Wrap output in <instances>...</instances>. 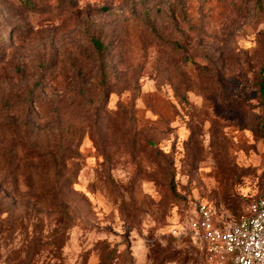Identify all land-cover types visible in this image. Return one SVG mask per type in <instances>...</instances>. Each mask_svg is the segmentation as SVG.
Segmentation results:
<instances>
[{
    "label": "rangeland",
    "instance_id": "rangeland-1",
    "mask_svg": "<svg viewBox=\"0 0 264 264\" xmlns=\"http://www.w3.org/2000/svg\"><path fill=\"white\" fill-rule=\"evenodd\" d=\"M32 1L0 0V264H215L186 218L264 197V0Z\"/></svg>",
    "mask_w": 264,
    "mask_h": 264
},
{
    "label": "built area",
    "instance_id": "built-area-1",
    "mask_svg": "<svg viewBox=\"0 0 264 264\" xmlns=\"http://www.w3.org/2000/svg\"><path fill=\"white\" fill-rule=\"evenodd\" d=\"M185 232L202 241L215 264H264V197L252 200L233 223H220L209 203L197 201Z\"/></svg>",
    "mask_w": 264,
    "mask_h": 264
},
{
    "label": "trees",
    "instance_id": "trees-1",
    "mask_svg": "<svg viewBox=\"0 0 264 264\" xmlns=\"http://www.w3.org/2000/svg\"><path fill=\"white\" fill-rule=\"evenodd\" d=\"M26 3L28 4V6H33V1L32 0H26ZM93 43L95 44V47L100 48L101 44L99 43V41L97 39H93ZM259 91H260V98H261V102L264 105V67H262L261 69V81L259 84ZM7 189H0V192H3L4 194H6Z\"/></svg>",
    "mask_w": 264,
    "mask_h": 264
}]
</instances>
